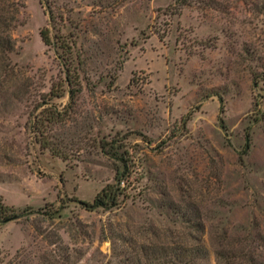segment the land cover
Here are the masks:
<instances>
[{
    "label": "rangeland",
    "instance_id": "rangeland-1",
    "mask_svg": "<svg viewBox=\"0 0 264 264\" xmlns=\"http://www.w3.org/2000/svg\"><path fill=\"white\" fill-rule=\"evenodd\" d=\"M10 1L0 264H155L170 237L264 264V0ZM63 65L73 98L48 95ZM106 184L117 204L78 201Z\"/></svg>",
    "mask_w": 264,
    "mask_h": 264
},
{
    "label": "trees",
    "instance_id": "trees-1",
    "mask_svg": "<svg viewBox=\"0 0 264 264\" xmlns=\"http://www.w3.org/2000/svg\"><path fill=\"white\" fill-rule=\"evenodd\" d=\"M175 3L179 5L188 4L187 0H174ZM9 4L12 5H6L4 7L5 9L1 10L0 13V52H7L12 49L13 43H12V37L10 35V28L12 26V20L15 19V5L12 1H10ZM48 29H41L39 31L40 37L42 42L45 45H49L51 43V38L48 34ZM63 78H61L60 81L57 83H53L51 86V89L48 93L49 96H61L63 94V87H67V92L69 93V97H74V91L76 83H77V74L72 73L70 66H64L63 65ZM48 121L54 122L55 118L59 116L58 110L53 106H48ZM38 116V115H37ZM36 125L40 124L39 118H36L35 122ZM37 135H39L38 142H40L41 147H51L49 140L47 138L42 137V132L39 130ZM38 137V136H36ZM51 149H53L51 147ZM57 150L53 149V152L55 153ZM115 184L121 181V178L118 177V174L116 173L115 176ZM114 184H106L93 198L91 202L85 201V200H78L83 207L86 209H94L96 207H109L117 204V196L118 192L115 190ZM117 186V185H116ZM19 217L17 213H14L12 211L8 212V208L6 205L2 203V200L0 199V221L1 220H7L10 218ZM151 240V239H150ZM177 240L170 237L169 241L166 242V247L160 246L159 250L156 248V251L159 252L158 254H163L164 260L161 262H157L155 264H200L199 260L203 259L204 256H202V249L199 246H192V245H184L183 244H176ZM183 243V242H182ZM153 246V245H152ZM216 254L219 257L224 256V253L221 252V250H217ZM156 258H160L159 256H156ZM203 264V262L201 263Z\"/></svg>",
    "mask_w": 264,
    "mask_h": 264
}]
</instances>
